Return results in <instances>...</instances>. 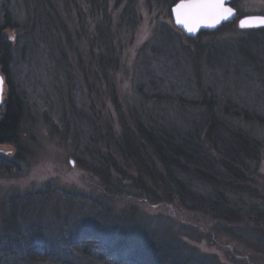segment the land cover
<instances>
[{
    "label": "rangeland",
    "instance_id": "374dc122",
    "mask_svg": "<svg viewBox=\"0 0 264 264\" xmlns=\"http://www.w3.org/2000/svg\"><path fill=\"white\" fill-rule=\"evenodd\" d=\"M176 1L0 0L23 101L16 145H0L8 264H101L74 249L89 235L135 264H264V234L152 204L121 173L135 174L122 132L200 130L210 108L255 142L264 181V26H238L264 0H233L231 25L195 40L172 22Z\"/></svg>",
    "mask_w": 264,
    "mask_h": 264
},
{
    "label": "trees",
    "instance_id": "16d2710c",
    "mask_svg": "<svg viewBox=\"0 0 264 264\" xmlns=\"http://www.w3.org/2000/svg\"><path fill=\"white\" fill-rule=\"evenodd\" d=\"M90 1L99 9L102 0ZM229 25L231 22L222 27ZM5 29L0 27V73L5 81L0 104V145H16L23 101L10 77L12 45ZM116 145L117 151L135 168V174L125 175L121 171L122 175L148 202L155 205L164 202L177 209L205 214L222 232L237 237L244 238L247 231L264 234V181L254 165L260 152L251 138L226 127L210 108L200 130L180 134L139 123L133 132H122ZM243 223L251 226L237 233L234 229ZM73 245L86 255H90V249L95 250L94 259L101 264H135L94 235ZM109 249L110 254L105 252ZM5 259L6 255L0 251V264H8Z\"/></svg>",
    "mask_w": 264,
    "mask_h": 264
},
{
    "label": "water",
    "instance_id": "95a60500",
    "mask_svg": "<svg viewBox=\"0 0 264 264\" xmlns=\"http://www.w3.org/2000/svg\"><path fill=\"white\" fill-rule=\"evenodd\" d=\"M233 0H223L222 8L211 10L205 14H191L181 9L177 11L176 6L187 3L188 0H177L170 7V15L175 27L180 29L189 38H196L204 32L217 30L223 24L232 21L237 16V10L232 5ZM230 10V11H229ZM240 28L264 26V16H246L238 20ZM0 104L3 100L2 94L5 88L3 75L0 73ZM4 95V94H3Z\"/></svg>",
    "mask_w": 264,
    "mask_h": 264
},
{
    "label": "snow or ice",
    "instance_id": "6c2138e0",
    "mask_svg": "<svg viewBox=\"0 0 264 264\" xmlns=\"http://www.w3.org/2000/svg\"><path fill=\"white\" fill-rule=\"evenodd\" d=\"M222 5L223 0H188L187 3L178 4L176 9L177 11L184 9L191 14L202 15L211 10L222 8Z\"/></svg>",
    "mask_w": 264,
    "mask_h": 264
}]
</instances>
